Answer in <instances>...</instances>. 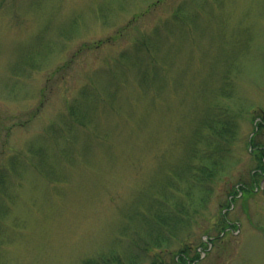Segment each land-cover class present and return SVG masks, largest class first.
Wrapping results in <instances>:
<instances>
[{
  "label": "rangeland",
  "instance_id": "obj_1",
  "mask_svg": "<svg viewBox=\"0 0 264 264\" xmlns=\"http://www.w3.org/2000/svg\"><path fill=\"white\" fill-rule=\"evenodd\" d=\"M263 113L264 0H0V264H149L143 209L172 172L199 191L194 151L220 171L197 207L168 194L194 220L162 258L188 241L193 264H264ZM204 116L227 124L215 153Z\"/></svg>",
  "mask_w": 264,
  "mask_h": 264
},
{
  "label": "trees",
  "instance_id": "obj_2",
  "mask_svg": "<svg viewBox=\"0 0 264 264\" xmlns=\"http://www.w3.org/2000/svg\"><path fill=\"white\" fill-rule=\"evenodd\" d=\"M68 63H66L63 66H60L59 68L56 69V72L59 71L62 67H67ZM45 95H43L42 100L40 104L35 108L33 111L31 118L37 116L39 114V110L44 104L45 100ZM75 106V108H73ZM219 107V106H218ZM79 104H72V109L76 113L78 111L81 112ZM217 109V107H216ZM214 114V112L211 114V116ZM82 115H84L82 113ZM85 116V115H84ZM211 116H204L200 120L199 124V130L196 133V139L201 142L204 141L206 142V147L207 149L205 150V153H215L212 148L214 147L218 141H220L219 138H223L226 136L225 131L227 128V124H224L223 122H216L214 118ZM222 120V119H218ZM254 120V119H253ZM229 127V126H228ZM208 130H207V129ZM207 130L205 133L202 134V132ZM234 129V127H233ZM235 131V130H234ZM232 131L231 136L235 138V134L237 131ZM264 133V113L261 117V121L257 124V131L254 134L253 137L249 140V143L251 145H256L257 143V136L261 135ZM200 134V135H199ZM199 135V137H198ZM195 139V140H196ZM229 137L227 138V140ZM201 140V141H200ZM224 141V140H223ZM225 142V141H224ZM248 143V144H249ZM257 156H255V159L257 160V172L252 175V183L256 182L259 178H263L264 175V144L261 143L260 148L257 149ZM194 158L199 159L198 165H194L192 161H189V165L185 164L184 166H181V170L186 171L187 173L190 172L192 177H196L199 191L201 192L199 194V191L194 190L196 194L194 193L189 194V190L191 185L187 184V178L181 177L180 173H175L172 172V174L169 175V183L166 184L165 191L169 190L170 194H173L174 191H178L179 187L182 186L181 183L187 185L186 190L188 191V197L190 198V206H195L197 207V204H202L204 202L206 196L204 193V188L210 181V179L215 178L216 174L218 171H220V165L218 163L213 162V158L208 157L206 154L200 155L196 151H194ZM209 180V181H208ZM209 188V187H208ZM230 190V188H229ZM243 194L242 195H247L248 193L244 189L242 190ZM167 192H164L163 196L159 199H154V203L149 204V207H144L143 211L147 212V215L143 216V223H144V229H143V235L144 240L143 246L141 247V255L143 257H148L150 259L149 264H193L195 261L200 260L201 254L198 252L195 256L192 258L190 257V250H192V245L187 241L184 243V245L177 251H170L169 253L172 252L171 257L164 260L162 258V253L166 252L172 245L174 244V240L178 236V228L183 227L184 229H188L189 227H193L192 225V220L193 216L190 215V213H186L185 215H182L183 218L179 219L177 217L178 211L174 209L172 211V197L171 195L168 196ZM239 192L236 193L233 190L229 191V195L232 197H235L233 199L232 204L234 201L237 199L236 197L239 196ZM176 204V203H175ZM179 206V205H178ZM227 207H231L230 203L227 202ZM172 211V212H171ZM163 213V214H162ZM179 216V215H178ZM223 217L221 218V221L218 223H215L216 229L219 228L221 232H228L229 229H231V224L228 222L226 219L225 215H222ZM227 230V231H226ZM186 232V231H184ZM201 244L203 242L201 241ZM202 247V245L200 246ZM208 247V246H206ZM137 264L139 260H137L136 257L131 256L127 260L124 259L123 257H120L119 255H113L112 256H100L97 260H87L84 262V264ZM196 264V263H195Z\"/></svg>",
  "mask_w": 264,
  "mask_h": 264
}]
</instances>
